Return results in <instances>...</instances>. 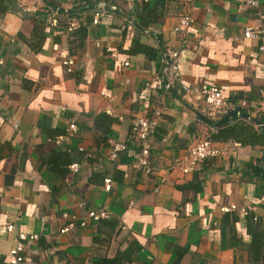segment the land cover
<instances>
[{
    "label": "crops",
    "instance_id": "0c3cea01",
    "mask_svg": "<svg viewBox=\"0 0 264 264\" xmlns=\"http://www.w3.org/2000/svg\"><path fill=\"white\" fill-rule=\"evenodd\" d=\"M239 1L0 0V264L17 229L37 235L20 264H92L116 254L122 264H264V244L253 262L245 251L247 213L264 232V130L254 126L263 122L255 109L264 57L257 39L242 38L254 10ZM100 3L110 15L94 24ZM47 9L57 11L56 26L39 15ZM184 13L192 22L176 34ZM69 21L71 32L63 30ZM164 47L179 51V83L216 84L227 104L221 116L236 111L234 119L208 125L201 93L184 102L178 85L162 91ZM153 109L161 113L148 149L158 177L131 167V119ZM70 122L74 135L55 142ZM205 135L224 146L219 156L191 173L168 168ZM110 141L128 150L111 160ZM99 207L108 218L93 224L86 212ZM62 212L86 226L59 233Z\"/></svg>",
    "mask_w": 264,
    "mask_h": 264
},
{
    "label": "built area",
    "instance_id": "2783aa9c",
    "mask_svg": "<svg viewBox=\"0 0 264 264\" xmlns=\"http://www.w3.org/2000/svg\"><path fill=\"white\" fill-rule=\"evenodd\" d=\"M124 2H149L150 0H122ZM261 0H240L238 8H250L254 10L253 18L251 22L245 25L241 30L242 38L244 39H257L259 44L257 46L258 52L264 57V11L260 10L259 4ZM44 20L50 26L57 25V11L54 9L43 10ZM110 12L106 9L104 3H100L92 12V23L96 24L102 17H108ZM192 19L188 13L180 15L173 26V32L182 34L190 26ZM75 22L69 21L63 30L71 32L75 28ZM2 29V22L0 20V30ZM179 51L169 47H164L162 50V58L164 67L162 69L161 76V88L164 93L173 91L175 85L179 86V97L184 102H192V96L197 93H201L204 98V106L202 108V115L210 120L216 121L227 108L225 98L222 94V89L216 84H209L205 88L199 90L197 88L190 87L188 85L179 83ZM4 60L0 55V74L3 67ZM63 64L66 66V70H70L72 59H65ZM124 65L128 62L124 61ZM256 113L263 118L262 123H254V126L264 130V73L261 75V84L258 89L257 101H256ZM107 113H111L109 108H106ZM160 110L153 109L150 116L135 115L130 122V136L135 141L137 146V155L131 162V167L140 170L146 175L159 176L161 169L153 167L149 161V138L160 119ZM76 126L73 122L67 124L65 132L62 135L55 137V142L63 139H67L74 135ZM224 146H219L213 143L208 135L194 142L190 145L184 156L179 159L173 160L168 168L175 167L181 173H191L198 171L203 161L207 158L217 157L221 154ZM128 147L125 143L119 141H110L109 143V158L114 160L121 152L127 151ZM264 159V145L262 149ZM78 163L73 162L67 165V169L70 173L77 172ZM159 181H163L162 177H159ZM111 179L105 177L102 179V187L105 191L110 190ZM234 206H230L229 209H233ZM228 210V209H226ZM109 212L102 208L88 209L86 212V219L91 223L96 224L100 219L108 218ZM64 220L62 226L58 229L59 233L71 232L76 227L86 226L85 220L75 221L72 215L62 212L60 215ZM255 220V217L253 216ZM6 231L12 232L14 226L10 223H6L3 227ZM37 238L35 233H25L24 231L16 230L13 239V245L9 248V259L6 264H20L23 261V247L25 242L34 241Z\"/></svg>",
    "mask_w": 264,
    "mask_h": 264
},
{
    "label": "trees",
    "instance_id": "16d2710c",
    "mask_svg": "<svg viewBox=\"0 0 264 264\" xmlns=\"http://www.w3.org/2000/svg\"><path fill=\"white\" fill-rule=\"evenodd\" d=\"M60 13V11H58ZM39 15L44 16V13L38 12ZM250 213H247L246 216V231L248 232V235L250 236V239L248 243L246 244L245 251L248 255V259L250 261H255L257 257L262 256V253L260 251L262 245L264 244V232L262 230H256L254 228V223L256 221L252 220ZM254 221V223H253ZM233 239V235H232ZM121 257L119 255H115L113 258H100L97 261H92V264H122L121 263Z\"/></svg>",
    "mask_w": 264,
    "mask_h": 264
},
{
    "label": "water",
    "instance_id": "95a60500",
    "mask_svg": "<svg viewBox=\"0 0 264 264\" xmlns=\"http://www.w3.org/2000/svg\"><path fill=\"white\" fill-rule=\"evenodd\" d=\"M236 115V111H231L230 114H225L223 116H221L220 118H218L216 121H210L208 119H204L205 123H207L208 125L211 126H220L221 124H223L224 122L228 121L229 118L234 119V116Z\"/></svg>",
    "mask_w": 264,
    "mask_h": 264
}]
</instances>
